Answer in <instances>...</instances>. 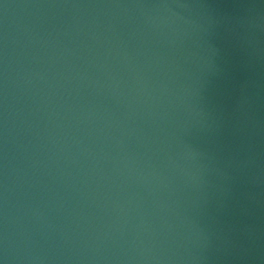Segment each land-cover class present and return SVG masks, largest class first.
I'll return each mask as SVG.
<instances>
[{
    "label": "water",
    "instance_id": "1",
    "mask_svg": "<svg viewBox=\"0 0 264 264\" xmlns=\"http://www.w3.org/2000/svg\"><path fill=\"white\" fill-rule=\"evenodd\" d=\"M0 264H264V0H0Z\"/></svg>",
    "mask_w": 264,
    "mask_h": 264
}]
</instances>
